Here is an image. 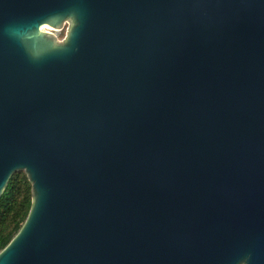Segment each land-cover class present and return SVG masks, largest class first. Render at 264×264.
I'll return each mask as SVG.
<instances>
[{"label": "water", "instance_id": "obj_1", "mask_svg": "<svg viewBox=\"0 0 264 264\" xmlns=\"http://www.w3.org/2000/svg\"><path fill=\"white\" fill-rule=\"evenodd\" d=\"M18 171L0 264H264V0H0Z\"/></svg>", "mask_w": 264, "mask_h": 264}, {"label": "trees", "instance_id": "obj_2", "mask_svg": "<svg viewBox=\"0 0 264 264\" xmlns=\"http://www.w3.org/2000/svg\"><path fill=\"white\" fill-rule=\"evenodd\" d=\"M31 184L22 171L14 173L0 196V251L20 230L31 207Z\"/></svg>", "mask_w": 264, "mask_h": 264}, {"label": "rangeland", "instance_id": "obj_3", "mask_svg": "<svg viewBox=\"0 0 264 264\" xmlns=\"http://www.w3.org/2000/svg\"><path fill=\"white\" fill-rule=\"evenodd\" d=\"M67 28L68 23L64 24L61 29L52 31L51 33L54 35L58 42H62V40L66 37Z\"/></svg>", "mask_w": 264, "mask_h": 264}, {"label": "bare ground", "instance_id": "obj_4", "mask_svg": "<svg viewBox=\"0 0 264 264\" xmlns=\"http://www.w3.org/2000/svg\"><path fill=\"white\" fill-rule=\"evenodd\" d=\"M41 29L43 31L48 32V33H51L52 31H56L55 29H52V28H49V27H46V26H42Z\"/></svg>", "mask_w": 264, "mask_h": 264}]
</instances>
